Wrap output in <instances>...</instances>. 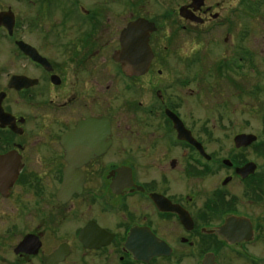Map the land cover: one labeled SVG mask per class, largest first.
Masks as SVG:
<instances>
[{"label": "flooded vegetation", "instance_id": "af4514ba", "mask_svg": "<svg viewBox=\"0 0 264 264\" xmlns=\"http://www.w3.org/2000/svg\"><path fill=\"white\" fill-rule=\"evenodd\" d=\"M29 5L0 62V264H264V0Z\"/></svg>", "mask_w": 264, "mask_h": 264}, {"label": "rangeland", "instance_id": "374dc122", "mask_svg": "<svg viewBox=\"0 0 264 264\" xmlns=\"http://www.w3.org/2000/svg\"><path fill=\"white\" fill-rule=\"evenodd\" d=\"M31 1L32 0H0V13L7 12L10 9L11 12L17 18L24 17L25 15L27 16V13H29V10H30L29 3ZM20 34L27 41H31L34 36L33 32H31V30L27 26H24L21 28ZM13 54H14L13 41L9 39V37L6 36V33H3L0 30V62L7 61V60H13L14 59ZM8 69H12V68L9 67ZM8 71H11V70H8ZM205 107H206L205 105L200 106L201 114L205 112Z\"/></svg>", "mask_w": 264, "mask_h": 264}, {"label": "water", "instance_id": "95a60500", "mask_svg": "<svg viewBox=\"0 0 264 264\" xmlns=\"http://www.w3.org/2000/svg\"><path fill=\"white\" fill-rule=\"evenodd\" d=\"M0 25L5 26L7 28V30H8L10 35L13 34V29H14V26H15V17H14V14L10 10L7 11V12L0 13ZM18 44L20 45V47L22 48V50L26 54H28L30 56H33L34 49L30 45H28L27 43H24L22 41L18 42ZM124 46H125V44H124ZM15 79L17 80L19 78L18 77L17 78L13 77L11 83L14 82Z\"/></svg>", "mask_w": 264, "mask_h": 264}]
</instances>
